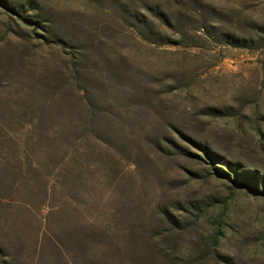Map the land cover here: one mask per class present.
<instances>
[{"label":"rangeland","instance_id":"374dc122","mask_svg":"<svg viewBox=\"0 0 264 264\" xmlns=\"http://www.w3.org/2000/svg\"><path fill=\"white\" fill-rule=\"evenodd\" d=\"M226 164L264 177V0H0V264H264Z\"/></svg>","mask_w":264,"mask_h":264},{"label":"trees","instance_id":"16d2710c","mask_svg":"<svg viewBox=\"0 0 264 264\" xmlns=\"http://www.w3.org/2000/svg\"><path fill=\"white\" fill-rule=\"evenodd\" d=\"M13 11V10H12ZM59 44L62 42L57 41ZM200 148V147H199ZM201 150L204 152L205 158L211 160L214 165L215 160L209 156L206 148L202 147ZM217 162V161H216ZM225 169L215 168L219 172L221 178H225L229 181H232L234 184H240L247 186L251 192L255 195L263 196L264 195V177H260L257 172H240L238 169H231L230 164L224 165ZM239 165H237L238 167Z\"/></svg>","mask_w":264,"mask_h":264}]
</instances>
